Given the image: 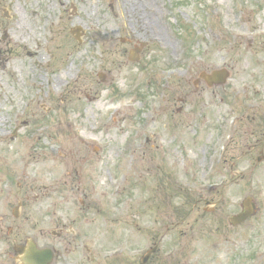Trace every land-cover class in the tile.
I'll return each mask as SVG.
<instances>
[{
    "label": "rangeland",
    "instance_id": "rangeland-1",
    "mask_svg": "<svg viewBox=\"0 0 264 264\" xmlns=\"http://www.w3.org/2000/svg\"><path fill=\"white\" fill-rule=\"evenodd\" d=\"M254 52L264 56V0H0V264L29 238L73 240L56 264H141L153 246L145 264H264V161L241 156L264 107L205 175L221 116L230 124V107L263 98ZM205 69L229 79L195 87ZM247 196L260 211L234 226ZM54 202L66 226L46 218Z\"/></svg>",
    "mask_w": 264,
    "mask_h": 264
},
{
    "label": "flooded vegetation",
    "instance_id": "flooded-vegetation-1",
    "mask_svg": "<svg viewBox=\"0 0 264 264\" xmlns=\"http://www.w3.org/2000/svg\"><path fill=\"white\" fill-rule=\"evenodd\" d=\"M238 27L243 28V31L247 32L248 34L252 33V28H250L249 24L247 26L239 25ZM249 49L252 50L253 46H249ZM254 56H258L259 57V62L257 63L256 60H254V58H253V61H255L257 64L264 65V56L262 57L260 54L255 53V52L252 55V57H254ZM195 71H196V67L189 66L188 69H187L188 77L189 76L193 77V75L195 74ZM203 71L204 70L198 72L199 73V74H197L198 75V79L196 80V82H198V83H197V85H195V87H198L199 84H201L199 86V88H201V86L203 85L204 88L206 87V88L212 89L213 87H215V85H213V86H209L208 85V81L202 77L203 73H207L206 69H205V72H203ZM219 87H223V85H219ZM249 89L250 88L245 89L244 92H248ZM238 94H240V92L237 93V97H238ZM262 96H263V98H259L258 99L259 103L254 101L251 97L246 96V97H244V99H245L244 101H245L246 106L238 107V105H237V109H236V106L235 107H233V106L230 107V109L227 112V114L228 115H230V114L232 115V123H233V125H232V127L230 129L225 127L224 120L226 119V116H225V114H223L221 116V118L219 119V122H218V125H217L218 136H225V135L229 134L230 135V142L234 143L236 135H237L236 131H237L238 127L240 126L242 121H245L246 119L249 118V110L251 109V111H252L253 108L258 109V108H263L264 107V89L262 90ZM184 102L187 103L186 99L184 100ZM245 131L246 132H244V133L246 135L247 149L241 152V156L249 155V158L252 157L257 162H263L264 161V118H263V116H261L257 121H255V119L253 118L252 121H250L247 124V127H246ZM219 132H221V135H220ZM261 136H263V138H261ZM249 142H251V146H248ZM227 150H228V148H227ZM227 150L222 151L221 157L224 156V153H226ZM225 159H226V157H223L222 161H224ZM255 170H256V167L252 168V173L249 174V172H248L246 175L254 176V171ZM230 172L235 174L234 170H230ZM239 173H241L239 175L240 177H242L244 175L243 172L236 171V174H239ZM51 183L54 184V185H57V184H59V180L58 179H53V182H51ZM44 189H45V191H47V193L45 194L44 197L46 198V200H49L50 199V197L48 195L49 192H50L49 191V187H44ZM44 197H43V201H45ZM253 202H254V199H253ZM206 203L208 204L210 202H206ZM18 204H19V206L21 208L22 203L19 202ZM83 205H84V203H83ZM58 206H59V204H56V205H53L52 208L53 209H57ZM252 206H254V205L252 204ZM254 209H255V206H254ZM259 209L260 208L258 207V210ZM14 212L17 213V210H15ZM14 212H13V216L15 218H19V216L16 217L14 215ZM18 213H19L18 215H20L19 211H18ZM48 217H49V210L46 211V218H48ZM53 217L55 218V221L58 224H62L63 226L67 225L64 222L65 216L59 217L57 215L56 211H54L53 212ZM73 220L75 222V219H73ZM70 229H71L72 232H74L72 226L70 227ZM59 231H61V232L56 233L55 230H53L51 232L50 231H44L43 234L46 235V236H50V235L59 236L61 233H63L62 229H60ZM53 233H56V234H53ZM24 243L25 244L23 246H27L28 239H26V241ZM73 243H74L73 240H69V241L68 240H63V242L58 245L60 250L57 248V245H54L53 243H44L42 247L46 248V249H50L52 251V253H53V261L51 262V264H56L58 259H59V257L61 256V252L60 251L63 252V250L66 248V250L68 252H70V246L73 247ZM63 244H65V246ZM16 245L17 244H15L14 247H16ZM14 250H15V248H14ZM89 251H91V250L89 249ZM10 257L13 258V261L11 262V264H21L19 261H17V258H16L15 254H12L10 252ZM115 260H117V259H115Z\"/></svg>",
    "mask_w": 264,
    "mask_h": 264
},
{
    "label": "water",
    "instance_id": "water-1",
    "mask_svg": "<svg viewBox=\"0 0 264 264\" xmlns=\"http://www.w3.org/2000/svg\"><path fill=\"white\" fill-rule=\"evenodd\" d=\"M81 28L77 27L72 29V34H77V38L79 37L78 32H80ZM224 78H226V74H224L223 76ZM248 214H242L240 216H236L235 218H233V222L234 223H238L240 221H243L247 218ZM43 251H40V249H38L35 245H32V247L30 248L29 254L26 255L25 261H27L26 263L29 264H42L40 261V258L43 257Z\"/></svg>",
    "mask_w": 264,
    "mask_h": 264
},
{
    "label": "bare ground",
    "instance_id": "bare-ground-1",
    "mask_svg": "<svg viewBox=\"0 0 264 264\" xmlns=\"http://www.w3.org/2000/svg\"><path fill=\"white\" fill-rule=\"evenodd\" d=\"M33 54V53H32ZM39 62H41V61H39Z\"/></svg>",
    "mask_w": 264,
    "mask_h": 264
}]
</instances>
